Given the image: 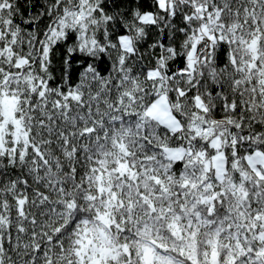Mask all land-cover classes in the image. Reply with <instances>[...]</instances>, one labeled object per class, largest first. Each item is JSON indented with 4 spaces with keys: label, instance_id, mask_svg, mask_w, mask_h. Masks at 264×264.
<instances>
[{
    "label": "snow or ice",
    "instance_id": "1",
    "mask_svg": "<svg viewBox=\"0 0 264 264\" xmlns=\"http://www.w3.org/2000/svg\"><path fill=\"white\" fill-rule=\"evenodd\" d=\"M0 264H264V0H0Z\"/></svg>",
    "mask_w": 264,
    "mask_h": 264
}]
</instances>
